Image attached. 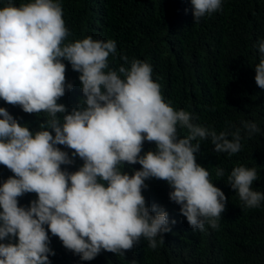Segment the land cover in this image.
<instances>
[{"label":"clouds","instance_id":"9594fccd","mask_svg":"<svg viewBox=\"0 0 264 264\" xmlns=\"http://www.w3.org/2000/svg\"><path fill=\"white\" fill-rule=\"evenodd\" d=\"M191 3L196 23L222 8V0ZM62 15L59 0L0 8V99L28 114L46 113L33 133L0 107V165L13 173L0 185V241H8L0 243V264H51L49 231L83 261L102 250L124 256L142 237L156 249L172 229L162 207L146 205L142 189L151 178L168 183L169 199L193 230L205 232L206 224L218 230L227 197L195 154L208 139L217 153H238L241 129L218 133L194 123L189 111L175 110L153 81L151 64L118 54L115 40L88 36L65 44L70 33ZM256 47L255 82L264 89V40ZM110 54L123 61L118 69L109 68ZM64 60L80 73L84 100L61 119L57 114L67 113L57 103L65 95ZM241 123L249 137L260 132L255 122ZM177 126L188 135L180 138ZM145 141L156 150L141 155ZM57 145L73 150L71 157ZM77 156L83 161L78 170L61 168ZM125 163L142 168L129 175L122 171ZM215 171L217 177L225 174L219 167ZM258 179L256 168L245 166L228 176L249 209L264 201V192L252 188ZM26 193L38 198L18 206Z\"/></svg>","mask_w":264,"mask_h":264},{"label":"trees","instance_id":"16d2710c","mask_svg":"<svg viewBox=\"0 0 264 264\" xmlns=\"http://www.w3.org/2000/svg\"><path fill=\"white\" fill-rule=\"evenodd\" d=\"M29 2L32 0H0V8L9 3L19 7ZM59 3L70 33L65 44L88 36L94 40H115L118 54L151 64L153 81L160 84L165 102L175 110L189 111L195 117L194 123L214 128L218 133L240 128L242 138L240 151L232 156L214 151L210 139L200 141V151L195 154L196 162L210 173V182L227 197L218 230L207 224L205 232L193 230L180 214V206L169 199L172 189L168 183L151 178L145 180L148 187L142 189L146 205L149 209L153 205L162 207L172 229L164 234L162 245L158 243L153 250L142 237L124 256L102 250L93 260L83 261L49 231V247L55 252L54 256L49 255L51 264H264V201L259 208L249 209L228 184L234 167L256 168L259 179L253 181L252 188L264 192V89L257 86L254 69L260 58L256 45L264 40V0H222L220 11L206 15L198 23L194 21L191 0ZM62 62L66 65L65 95L57 103L64 104L67 113H58L61 119L84 100L80 73L68 61ZM108 63L110 69H118L123 61L119 55L113 58L110 54ZM68 83L73 85L71 90L67 89ZM0 107L33 133L40 130L46 119V113L28 114L2 99ZM242 121L255 122L260 132L249 137ZM177 133L180 138L188 135L179 126ZM57 147L71 157L73 150L63 145ZM155 150L154 142L145 141L141 155ZM82 164L77 156L73 164L61 168L74 172ZM217 167L225 170L223 177L216 176ZM141 168L138 163H125L122 171L131 175ZM10 176L13 173L0 165V185ZM37 198L35 193H26L18 198V206L27 207Z\"/></svg>","mask_w":264,"mask_h":264}]
</instances>
